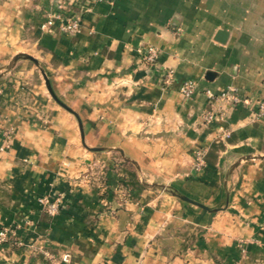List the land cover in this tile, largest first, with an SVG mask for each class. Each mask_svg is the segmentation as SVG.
I'll return each mask as SVG.
<instances>
[{
    "label": "crops",
    "instance_id": "0c3cea01",
    "mask_svg": "<svg viewBox=\"0 0 264 264\" xmlns=\"http://www.w3.org/2000/svg\"><path fill=\"white\" fill-rule=\"evenodd\" d=\"M67 3L74 34L40 29L51 0H0V227L16 228L0 264H264V0ZM18 53L71 111L33 61L7 69ZM55 190L49 216L39 198Z\"/></svg>",
    "mask_w": 264,
    "mask_h": 264
},
{
    "label": "built area",
    "instance_id": "2783aa9c",
    "mask_svg": "<svg viewBox=\"0 0 264 264\" xmlns=\"http://www.w3.org/2000/svg\"><path fill=\"white\" fill-rule=\"evenodd\" d=\"M54 2L55 9L46 14L45 20L40 24V29L42 31L49 30L53 25H56L60 32L65 34H74L78 32L81 28L80 16L77 14L71 13L68 8L67 0H51ZM98 1V0H95ZM159 50L153 46L148 45L143 52L142 58L147 62H155L158 58ZM173 77V70L168 69L165 71L163 75V83L169 84ZM264 83V81H263ZM196 91V83L192 80H185L179 87V92L185 97H191ZM205 94L209 97H213V94L209 90H205ZM220 96H228L233 103L241 101V99L234 95L228 94V92H222ZM253 117H261L264 116V93L261 98L256 100L255 108L252 112ZM218 118L217 114H215L211 110H205L202 113V120L204 123H210ZM218 133L226 136L228 132L224 129H219ZM11 140V131L6 130L3 137V143L0 146V151L6 150L10 146ZM204 149L198 148L194 152V160H193V170L198 171L205 166L204 162ZM39 203L43 212H45L49 216L56 215L62 205L61 193L58 191H54L52 194H45L39 198ZM16 238V228L9 226L0 227V242L14 240ZM16 240V239H15ZM16 243L21 244L20 241H16ZM31 249L42 252L48 257L50 260L54 262H58L56 258H54L51 253L43 249L38 245H29ZM70 259L69 253H63L60 257L62 262H68Z\"/></svg>",
    "mask_w": 264,
    "mask_h": 264
},
{
    "label": "water",
    "instance_id": "95a60500",
    "mask_svg": "<svg viewBox=\"0 0 264 264\" xmlns=\"http://www.w3.org/2000/svg\"><path fill=\"white\" fill-rule=\"evenodd\" d=\"M227 35V31L225 30V29H219L218 31H217V33H216V36H215V40H217V41H219V42H223L224 41V39H225V36ZM19 58H26V59H29V60H31V61H33L35 64H37L38 66H39V64H38V61H37V59H35L33 56H31L30 54H27V53H18V54H16V55H14L13 56V58L11 59V61H10V63H9V65L7 66V69L12 65V63H14L17 59H19ZM39 69H40V71H41V74H42V76H43V78H44V82H45V86H46V88H47V90H48V92H49V94L60 104V105H62L63 107H65L66 109H68L69 111H71L68 107H66L56 96H55V94L53 93V91H52V89H51V87H50V85H49V81H48V78H47V75L45 74V72H44V70L39 66ZM73 113V112H72ZM75 114V113H74ZM80 132H81V134H82V130H81V127H80ZM261 157H263L264 158V155H262ZM180 198H182V199H184V200H187V201H189V202H191V203H193V204H196V205H199V206H201V207H204V208H206V206H204V205H202V204H200V203H198V202H196V201H193V200H191V199H189V198H187V197H185V196H180V195H178Z\"/></svg>",
    "mask_w": 264,
    "mask_h": 264
},
{
    "label": "rangeland",
    "instance_id": "374dc122",
    "mask_svg": "<svg viewBox=\"0 0 264 264\" xmlns=\"http://www.w3.org/2000/svg\"><path fill=\"white\" fill-rule=\"evenodd\" d=\"M45 255V254H44ZM51 255H53V254H51ZM54 256V255H53ZM62 256V255H61ZM46 257V256H45ZM49 261H52V260H50L48 257H46ZM54 258H55V256H54ZM54 262V261H53ZM56 263V262H55Z\"/></svg>",
    "mask_w": 264,
    "mask_h": 264
}]
</instances>
